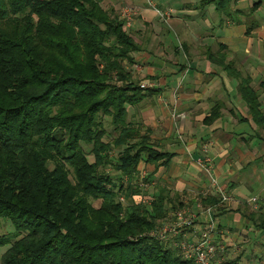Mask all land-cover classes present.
<instances>
[{
    "label": "trees",
    "instance_id": "trees-1",
    "mask_svg": "<svg viewBox=\"0 0 264 264\" xmlns=\"http://www.w3.org/2000/svg\"><path fill=\"white\" fill-rule=\"evenodd\" d=\"M102 1L0 0V225L14 228L0 233V264H193L149 235L184 203L161 190L148 208L134 201L138 187L123 185L143 163L159 170L175 154L127 123L128 107L158 91L127 71L141 47ZM233 1L206 3L225 12ZM224 59L252 117H263L251 79ZM220 115L217 104L205 121ZM104 118L118 133L112 142Z\"/></svg>",
    "mask_w": 264,
    "mask_h": 264
},
{
    "label": "crops",
    "instance_id": "crops-1",
    "mask_svg": "<svg viewBox=\"0 0 264 264\" xmlns=\"http://www.w3.org/2000/svg\"><path fill=\"white\" fill-rule=\"evenodd\" d=\"M124 1L138 11L132 32L141 52L134 54L135 65L144 74L142 82L153 80L148 89L158 91L146 99L142 120L160 141L158 147L175 154L156 173L160 190L193 205L202 226L208 218L202 209H212L215 242L225 248L217 264H264V229L258 220L264 215V24L253 21L246 27L229 20L207 0ZM233 2L231 10L241 15L243 0ZM261 4H254L253 13ZM224 57L251 79L263 117H252L239 80L219 64ZM217 104L220 117L207 123ZM206 199L220 201L205 205Z\"/></svg>",
    "mask_w": 264,
    "mask_h": 264
},
{
    "label": "rangeland",
    "instance_id": "rangeland-1",
    "mask_svg": "<svg viewBox=\"0 0 264 264\" xmlns=\"http://www.w3.org/2000/svg\"><path fill=\"white\" fill-rule=\"evenodd\" d=\"M113 1V2H112ZM259 1H262L261 4V9L256 13H253L252 11V7L254 6L255 3H258ZM244 4L241 6L243 9L241 15L235 14L231 8H232V3L230 8L225 11V12H219V15L222 17H226L229 20H241L242 21V25L244 26H250L252 24L253 21H256L258 24L262 23L264 24V0H243ZM101 6L102 8L107 11L108 13L112 14L113 16H118L120 18L121 21L124 22V27L125 29H127L128 33L134 38L135 33L132 32L134 29V20L136 18V16L138 15V11L136 8H134L131 4L126 3L124 0H111V2H109V0H103L101 2ZM238 6H240L238 4ZM131 12L132 13V17H131V22L130 24H128L127 19H126V13L127 12ZM161 17H166L165 14L163 13H158ZM246 20V23H245ZM246 26V27H247ZM217 32V30L215 31ZM172 34V38L174 39V33L171 32ZM214 34V32H213ZM136 64V63H135ZM130 66L127 65V71L131 72V75L133 77V80L140 83L141 85L144 83L142 82V79H144V74H139V70L138 67L136 65ZM158 74H161V72L159 71ZM151 82H153V80H151ZM153 85V83H151ZM146 85H149L148 81H145ZM144 89H148L147 87ZM146 100L143 101V103L137 105V106H131L128 107V117H127V123L130 124L132 127H134L136 129V131L138 132L137 138L139 139L140 136H148L150 138V141L154 144H156L157 146H160V141L154 139L152 137V132L148 131L146 122H144L143 116H142V111L143 109L146 107L147 103H145ZM148 102V101H147ZM104 124H105V128L108 131V136L105 138V142H112L117 136L118 133L114 130V127L111 123V118H104ZM177 137H179L178 135H176ZM86 152L88 153V159L91 163H93L95 161L94 156L90 153L91 150V146H87L84 145ZM161 147V146H160ZM118 153V149L116 148V150L114 152H112V155H115ZM162 168V167H161ZM155 166L153 165H149L146 166L144 163L141 165L139 172L137 173V175L135 176V178L130 182V180H127V178L122 179L123 180V185L125 187H127V185H132L134 187H138L140 189V195L139 196H135L134 201L136 203H142L143 205H146L148 208L151 207V202L153 200V198L159 194L160 190V185L157 183V177H156V173L160 170L157 169L155 170ZM71 174L73 173L72 168H69ZM103 171H106L108 173H111V175H114V177L116 179H118V173L115 172L114 170L111 169V167H108L107 169L102 168ZM155 171V172H154ZM121 184V183H119ZM162 187V186H161ZM169 195L171 199H175L176 195H174L172 192L169 191ZM168 195V196H169ZM120 201L123 202V204L125 206H128V202H126V198L122 195H120L119 197ZM93 204L95 207H100L101 205V201H93ZM186 207L184 208H188L191 210V212L196 213L193 209V205H189V204H184ZM170 208L172 206H169ZM178 209L176 210H172L169 212L167 218L161 222L158 226H161L162 224H165L166 222H171L173 220V218H171L172 214L175 213ZM157 226V227H158ZM14 232V228L11 225V223L9 221L3 220L1 222L0 225V233L1 234H9V233H13ZM173 239L171 238V240L169 241L168 245L169 246H173ZM167 244V243H166ZM218 244V243H217ZM174 247V246H173ZM8 247H3L0 248V259L1 257L4 255V253L7 251ZM221 252H218L217 257L220 255ZM215 264H217L215 262Z\"/></svg>",
    "mask_w": 264,
    "mask_h": 264
},
{
    "label": "built area",
    "instance_id": "built-area-1",
    "mask_svg": "<svg viewBox=\"0 0 264 264\" xmlns=\"http://www.w3.org/2000/svg\"><path fill=\"white\" fill-rule=\"evenodd\" d=\"M159 12V11H158ZM160 13V12H159ZM132 13H126L128 24L131 22ZM152 84L143 83L142 88H150ZM207 163L200 162V165L206 171ZM222 201H227L229 197L222 190H219ZM208 217L204 226L197 223V215L188 208H180L172 214L171 222H166L156 227L149 233L151 237L158 239L163 243H169L173 239L174 248L178 249L186 260L193 261V264H215L217 263L218 252L225 250L215 242L217 227L213 219L211 208L202 209Z\"/></svg>",
    "mask_w": 264,
    "mask_h": 264
}]
</instances>
